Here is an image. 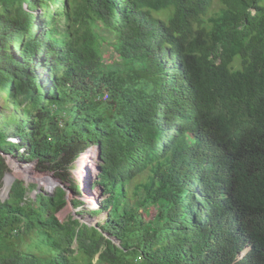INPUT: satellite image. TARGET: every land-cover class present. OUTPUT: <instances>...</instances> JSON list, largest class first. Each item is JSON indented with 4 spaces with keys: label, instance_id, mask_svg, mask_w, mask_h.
<instances>
[{
    "label": "trees",
    "instance_id": "1",
    "mask_svg": "<svg viewBox=\"0 0 264 264\" xmlns=\"http://www.w3.org/2000/svg\"><path fill=\"white\" fill-rule=\"evenodd\" d=\"M263 2L0 0V191L63 185L0 198V264H264ZM89 148L107 216L61 221Z\"/></svg>",
    "mask_w": 264,
    "mask_h": 264
},
{
    "label": "rangeland",
    "instance_id": "2",
    "mask_svg": "<svg viewBox=\"0 0 264 264\" xmlns=\"http://www.w3.org/2000/svg\"><path fill=\"white\" fill-rule=\"evenodd\" d=\"M217 5H218V0H215V6ZM263 6H264V2H263ZM238 60L239 58H236L235 61H238ZM0 111H3L6 115H8L7 111L4 110L2 98H0ZM0 124H2V126L0 127L4 126L3 125L4 120L1 118H0ZM12 134H13L12 132L8 134L10 137V138L8 137L9 138L8 141L12 144H18L20 141L19 138L13 136ZM23 152L24 150H22V153ZM89 152H90L89 156L91 157L90 160L92 161L93 156H94L93 153L95 152L94 148H89L82 155H88ZM5 158H6L5 159L6 164L9 169V172H7L6 175L11 174V173L15 175L12 181V184L17 179L22 180L27 185L35 184L38 190L44 191L48 194H52L54 190L56 189V187L60 185L59 182L56 180L57 178L54 177L53 173L47 170H44V169H40L38 171L36 169L37 162L35 160H32V161L21 160L19 157H14L12 155L5 156ZM92 162H93V165L91 163L86 165L87 170L83 174H78L80 171V168H79L80 161L77 164H75V166L71 169L70 179L74 180L77 184L80 185L81 196L79 197V199L81 202L84 203V205L76 207L72 201L74 199V194L70 192L69 193V203L67 207L58 214V217L61 221L67 220L69 217H74V218L81 220V222L83 223H87L89 225L94 226L97 222L103 221L106 218L107 216L106 212H104L101 215H96V216H92L88 212L92 210L93 211L98 210L101 207V203L105 198L103 197L102 191L99 188V186L95 185V180L97 178L98 170H96L94 160ZM19 168L24 170V174L17 176L15 170ZM3 187H4V180H3ZM3 187L0 191V198L4 201L5 199H7L9 193L3 194ZM37 192L38 191L31 192L30 197L35 198ZM155 211H156V208L151 207L150 209H148V212L145 215L146 216H149L150 214L154 215Z\"/></svg>",
    "mask_w": 264,
    "mask_h": 264
},
{
    "label": "bare ground",
    "instance_id": "3",
    "mask_svg": "<svg viewBox=\"0 0 264 264\" xmlns=\"http://www.w3.org/2000/svg\"><path fill=\"white\" fill-rule=\"evenodd\" d=\"M88 155H82L81 158H80V164H79V168H80V171L78 174H83L86 172L87 170V167L86 165H88L89 163H91L90 159L87 158ZM16 171V175L17 176H20V175H23L24 174V170L22 169H17L15 170ZM15 175H13L12 173L11 174H8L6 175L5 177V180H4V187H3V194H7L9 193V190H10V187H11V184H12V181L14 179Z\"/></svg>",
    "mask_w": 264,
    "mask_h": 264
},
{
    "label": "water",
    "instance_id": "4",
    "mask_svg": "<svg viewBox=\"0 0 264 264\" xmlns=\"http://www.w3.org/2000/svg\"><path fill=\"white\" fill-rule=\"evenodd\" d=\"M80 160V159H79ZM79 162V161H78ZM96 170H98V168L96 167ZM5 177H6V175H5ZM5 177H4V179L3 180H5ZM58 182H59V184L61 185V186H63L62 184H61V182H60V180H58V179H56ZM68 191V196H67V200H68V203H69V193L71 192L70 190H67Z\"/></svg>",
    "mask_w": 264,
    "mask_h": 264
},
{
    "label": "built area",
    "instance_id": "5",
    "mask_svg": "<svg viewBox=\"0 0 264 264\" xmlns=\"http://www.w3.org/2000/svg\"><path fill=\"white\" fill-rule=\"evenodd\" d=\"M89 155H90V152H89L88 156H89ZM83 156H84V155H83ZM88 156H87V158L91 159V157H90V156L88 157ZM90 161H91V160H90ZM92 161H93V160H92ZM92 161H91V164L93 165V162H92Z\"/></svg>",
    "mask_w": 264,
    "mask_h": 264
}]
</instances>
